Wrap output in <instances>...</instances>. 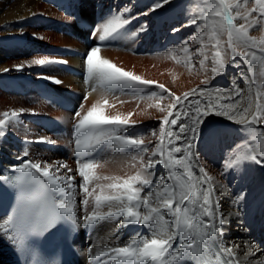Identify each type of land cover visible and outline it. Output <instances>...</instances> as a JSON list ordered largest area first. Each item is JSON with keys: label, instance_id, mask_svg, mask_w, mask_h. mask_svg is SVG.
<instances>
[{"label": "bare ground", "instance_id": "6f19581e", "mask_svg": "<svg viewBox=\"0 0 264 264\" xmlns=\"http://www.w3.org/2000/svg\"><path fill=\"white\" fill-rule=\"evenodd\" d=\"M153 3L154 0H0V113L24 110L19 122L4 128L0 135V171L11 169L19 163L16 157L23 156L25 150L41 162L67 163L73 169L72 173L67 174L76 177L77 187L73 191L79 192L75 196V203L79 206L77 215L82 217L80 201L84 193L79 188L82 178L77 171V160L84 158L77 153L73 143L76 110L81 111L82 115L86 114L92 104L97 101L103 104V100L107 99L109 106L104 108L106 115L119 114L122 118L127 117L130 125L134 124L126 130L124 126L119 129L112 126L108 130L143 138L146 144L150 140V150L158 151L160 130L169 126L162 124L166 113H161L157 105L170 103L167 93H164V99H160L162 90L159 84H163L175 96L199 89L184 102L182 112L188 110L194 113L197 102L202 112L206 103L227 102L221 100V95L232 90L242 92L237 98L240 107L247 106L249 102L254 105L256 92L264 90V77L259 76L258 61L254 62L257 69L254 83H250L248 77L252 73L240 56L235 60L229 56L225 60L226 68L215 74L211 71L212 50L203 27L206 23L203 15H207L206 12L202 13L206 7L203 0H170V3L148 15H138ZM125 8H130L131 12L123 18H138L125 25L117 38L99 41L93 34L96 27ZM193 17L200 18L199 26H187ZM141 25H146L145 30L137 32ZM174 28L179 31L174 32ZM134 32L137 34L132 35ZM249 35L256 40L251 50L259 54V42L264 39V30L253 29ZM185 44L189 48L187 55L183 51ZM92 46H100L101 58L156 83L112 91L106 90L98 82L86 83L83 57ZM197 49L209 56L204 67L198 62L195 67L188 63L189 56L196 59ZM44 55L67 63L28 66L31 60ZM17 65L25 66L18 71ZM45 76L58 79L61 83L41 78ZM153 92L156 96L151 95ZM81 104L84 105L83 109L80 108ZM253 128L247 129L230 121L226 115H216L210 111L202 116L199 137L192 149L193 170L199 175V167H204L217 186L213 199L219 200V211L227 220L223 226V240L229 246H239L237 255L241 264H264V164L244 160L236 167L225 168L223 162L227 150L234 145L259 147L264 143V125ZM153 132L157 135L153 136ZM253 136L256 139H252ZM41 138L50 142H34ZM163 143L164 158L167 159V138ZM151 151L144 154L134 146L121 147L116 141L101 145L98 152L93 154L99 162L94 169L99 179H94L89 185L90 191L95 188L93 197L89 199L101 193L115 194L117 190L107 185L120 184L123 179L140 172L139 156L145 155L147 159ZM153 171L155 176L150 186L153 197L150 199L155 203L156 194L162 187L159 178L166 170L157 164ZM148 191L146 188L145 193ZM101 211L106 212L107 209ZM5 219L7 216L0 217V223ZM122 221V216L100 220L91 226L89 235H86L82 224L78 227L75 244L80 251V264H108L101 253L111 247L124 246L132 238L149 232L146 226H123ZM13 244L10 239L0 236V264H16ZM246 252L249 253L247 257Z\"/></svg>", "mask_w": 264, "mask_h": 264}, {"label": "snow or ice", "instance_id": "6c2138e0", "mask_svg": "<svg viewBox=\"0 0 264 264\" xmlns=\"http://www.w3.org/2000/svg\"><path fill=\"white\" fill-rule=\"evenodd\" d=\"M168 3L170 0H154L148 10L138 15H148L149 12L156 11ZM203 3L206 7L202 9V13H207L203 15L206 21L203 27L206 29L205 35L210 41L209 47L212 50V73L215 74L220 69L226 68L225 60L229 56L232 60L240 56L246 61L252 73L248 77L250 83H254L257 73L255 61L259 62V76L264 77V39L259 42V54H257V51L251 50L256 40L249 35L253 29L264 30V0H203ZM130 12V8L122 9L119 14L102 21L93 34L101 42L109 38H117L125 25L131 23L132 19L138 18L135 16L123 18ZM199 19V17L191 18L187 26L198 25ZM145 28L146 25H141L137 32ZM173 31L176 32L179 29L174 28ZM137 32L132 35H136ZM100 50V46H92L84 54L86 83L98 82L108 91L150 86L156 83L125 71L108 59L101 58ZM183 51L186 55L189 53L187 44L183 47ZM195 56L196 59L189 56L188 63L191 67H195L197 62L204 67L209 60L208 54L202 53L200 49L196 50ZM54 63L67 62L44 55L31 60L28 66H46ZM24 66L17 65L16 69L22 70ZM41 78L51 79L56 84L61 83L60 80L52 77ZM241 78L243 79L244 76ZM158 87L162 90L160 99H164V93H167L170 100V103L165 106L157 105L161 113H166L162 118V124L169 126L160 130L158 151L150 150L148 146L151 144L150 140L146 144L143 138L121 135L116 130H108L112 126L116 129L124 126L126 130L134 124L130 125L129 119L122 118L119 114L106 115L104 108L109 106L107 99L103 100V104L99 101L92 104L86 114L82 115L79 110L74 112L76 124L73 143L77 153L84 158L77 160L79 165L77 171L82 178L79 188L84 193L80 201V206L83 207L82 217H78L79 206L75 203V196L79 195V192L73 191L77 187L76 177L67 174L73 172L67 163L41 162L25 150L23 156L16 157L19 163L13 165L11 169L0 171V184L12 186L18 190L11 214L7 215L3 223H0V236L10 239L18 246V250L25 252L27 251L25 240L42 235L58 224H70L73 228L82 224L87 228L100 220L122 216L123 226L139 224L146 226L149 232L141 237L132 238L124 246L111 247L101 253L107 258L108 264H241L237 255L239 246L235 244L229 246L223 240V226L227 220L219 211V200L213 199L217 186L213 184V178L208 175L204 167H199V175L193 170L192 149L199 137L202 116L210 111L216 115H226L230 121L241 124L247 129L254 130L253 126L264 125V90L256 92L254 105L249 102L247 106L240 107L237 104V98L242 95V92L232 90L231 93L221 95V100L227 102L206 103L203 112L197 102L194 105L195 111L192 113L188 110L182 112L181 109L188 97L194 95L199 89H193L189 93H184L183 96H175L163 84H159ZM92 90L95 91L96 88L93 87ZM151 95L156 96V93L153 92ZM80 108L83 109L84 105L81 104ZM23 112L24 110L21 109L0 113V135L3 134L4 128L12 126L13 122H19ZM152 135L156 136L157 133L153 132ZM164 138L168 140L167 159L164 158ZM252 139L256 137L253 136ZM113 141L119 142L121 147L134 146L144 154L151 151V155L147 156V159L145 155L139 156L140 172L123 179L120 184L107 185L108 188L117 190L115 194L101 193L90 200L95 188L90 191L89 185L94 179H99L94 172L99 162L93 154L98 152L101 145H107ZM178 141L182 143H175ZM34 142L49 143L50 141L41 138ZM244 160L264 164V143H261L259 147L248 144L234 145L227 150L223 163L225 168H232L240 165ZM157 164L162 165L166 172L159 178V184L162 187L153 203L150 199L153 197L150 186L153 185L155 176L153 169ZM62 169L65 171H61ZM9 172L21 174H7ZM104 179L109 178L104 177ZM36 188L42 190L45 211H33V200L30 198L29 190ZM146 188L149 191L145 193ZM103 208L107 211H101ZM89 251L91 252V249ZM248 254L246 252L245 257ZM252 254L254 255L255 252L252 251Z\"/></svg>", "mask_w": 264, "mask_h": 264}]
</instances>
